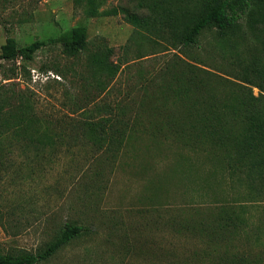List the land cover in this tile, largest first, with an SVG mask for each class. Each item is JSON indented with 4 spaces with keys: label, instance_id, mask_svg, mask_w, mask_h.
Returning <instances> with one entry per match:
<instances>
[{
    "label": "rangeland",
    "instance_id": "obj_1",
    "mask_svg": "<svg viewBox=\"0 0 264 264\" xmlns=\"http://www.w3.org/2000/svg\"><path fill=\"white\" fill-rule=\"evenodd\" d=\"M101 1L98 16L89 19L72 0H0V48L13 45L21 50L43 42L29 61L20 55L12 61L0 59V108L14 110L18 97L24 98L50 129L53 142L33 145L0 134V253L36 254L70 224L80 227L79 235L39 264H184L195 245L206 239L181 230L183 219L211 223L221 209L224 216L244 209L248 227L242 225L244 231L230 236L226 231L212 248L225 257L250 252L264 256V201L238 206L241 189L227 182L206 155L178 144L175 134L163 128L162 137L154 139L137 132L110 145L64 125L85 119L100 103L109 102L116 114L125 103H139L140 78L147 79L174 57L173 52L151 55L154 50L143 40L137 46L128 43L136 41V35L130 39L134 28L118 9L133 12L129 0ZM110 9L117 14L105 16ZM77 28L85 32L88 50L67 58L57 39ZM209 41L202 39L203 48ZM104 45L113 49L110 63L129 60L108 97L99 85L107 82L105 76L92 77L87 63ZM138 53L150 56L134 60ZM196 55L206 65H218L211 51L198 48L184 60ZM253 93L257 95L255 89ZM157 110L154 115L162 120L170 115ZM128 111L127 116L135 115V110ZM138 114L151 115L139 108ZM256 227L261 232L254 235L250 229Z\"/></svg>",
    "mask_w": 264,
    "mask_h": 264
},
{
    "label": "trees",
    "instance_id": "obj_2",
    "mask_svg": "<svg viewBox=\"0 0 264 264\" xmlns=\"http://www.w3.org/2000/svg\"><path fill=\"white\" fill-rule=\"evenodd\" d=\"M72 1L74 7L82 8L89 19L98 16L102 4L101 0ZM129 1L134 5L133 12L126 8L118 9L134 28L130 39L136 35V41L129 40L128 43L131 41L137 46L138 40H143L154 50L151 55L173 52L175 58L164 61L161 67L148 74L147 79L140 78L142 87L138 91L142 92L143 100L130 105L125 103L122 109H118L121 114L114 113L111 104L104 102L94 105L85 119L63 122L64 125L68 130L81 131L89 140L98 142L102 138V143L110 145L129 140L137 132L157 139L162 137L165 129L175 134L178 144L206 155L208 161L212 160L219 166L227 182L241 189L238 206L263 202L264 0ZM116 14V9L104 13L105 16ZM202 39L210 40L204 48ZM57 43L67 58H76L88 50L85 32L78 28L68 36L59 37ZM42 46L43 42H34L17 50L13 45H3L0 59L12 61L20 55L26 62ZM196 48L203 52L211 51V60L214 58L218 65H206L198 55L190 62L185 61ZM112 55L113 49L104 45L87 58L92 77L96 79L103 75L106 78L104 86L99 84L106 97L113 91L112 83L121 66L129 63V60L110 63ZM148 56L138 53L133 59L142 60ZM130 89L133 92L135 87ZM254 89L257 95L253 93ZM162 98L167 101L160 100ZM138 108L149 111L151 115L139 116ZM159 108L170 112V115L163 120L155 116L160 112ZM128 109L131 112L135 110V115L127 116ZM102 112L111 113V116L103 117ZM49 131L22 97H18V107L14 110L0 108V134H9L11 141L14 138L16 142L33 145L53 144ZM243 210L224 216L221 209L211 223L183 219L181 230L192 235L204 234L202 239H206L195 245L184 264H264V256L261 255L253 256L250 252L225 257L224 253L218 254L217 248H212L219 239L223 241L222 235L226 231L230 236L235 230L244 231L242 225L247 224L248 227L249 220L243 216ZM80 232V227L66 224L59 237L40 252L0 253V264L46 262ZM250 232L257 235L261 229L256 227ZM209 249H214L215 254Z\"/></svg>",
    "mask_w": 264,
    "mask_h": 264
}]
</instances>
